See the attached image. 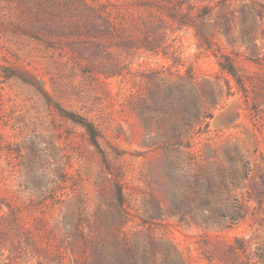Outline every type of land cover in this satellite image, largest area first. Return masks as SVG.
Returning <instances> with one entry per match:
<instances>
[{
  "label": "rangeland",
  "instance_id": "374dc122",
  "mask_svg": "<svg viewBox=\"0 0 264 264\" xmlns=\"http://www.w3.org/2000/svg\"><path fill=\"white\" fill-rule=\"evenodd\" d=\"M110 1L131 38L162 20L167 48L111 46L107 77L15 34L35 0H0V195L49 232L40 264H264V0Z\"/></svg>",
  "mask_w": 264,
  "mask_h": 264
},
{
  "label": "trees",
  "instance_id": "16d2710c",
  "mask_svg": "<svg viewBox=\"0 0 264 264\" xmlns=\"http://www.w3.org/2000/svg\"><path fill=\"white\" fill-rule=\"evenodd\" d=\"M141 2L137 1L136 4H143L150 14L151 9L164 8V0ZM35 5L32 10L36 22L29 24L25 29L15 25V34H26L49 48L67 46L72 55L82 61L91 63L90 60L94 56L100 57L101 66L93 64L94 69L107 77L120 75L124 70L118 57H114L113 63H105L109 58L111 46H117L129 53L132 49L165 52L167 48L162 20L155 23L145 20L147 29L142 37L136 39L127 35L124 4L110 0H35ZM137 27L135 25L134 29ZM220 64L231 74H237L236 67L229 57L221 60ZM3 70L5 78L13 76L26 78L9 67H4ZM1 100L0 89V104ZM57 108H60L64 115L83 125L94 145H99V134L93 122L75 113H66L67 111L59 105ZM46 233L49 232L43 223L31 224L24 208L12 204L5 196L0 195V251L2 254L7 251L10 259L9 263L5 264H19L30 256L35 257L40 264L45 257H51L49 246L44 247V242L42 243Z\"/></svg>",
  "mask_w": 264,
  "mask_h": 264
}]
</instances>
